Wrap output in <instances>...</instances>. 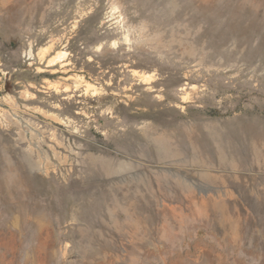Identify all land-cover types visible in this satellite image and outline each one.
I'll return each instance as SVG.
<instances>
[{
    "label": "rangeland",
    "instance_id": "obj_1",
    "mask_svg": "<svg viewBox=\"0 0 264 264\" xmlns=\"http://www.w3.org/2000/svg\"><path fill=\"white\" fill-rule=\"evenodd\" d=\"M0 141V264H264V0H0Z\"/></svg>",
    "mask_w": 264,
    "mask_h": 264
},
{
    "label": "bare ground",
    "instance_id": "obj_2",
    "mask_svg": "<svg viewBox=\"0 0 264 264\" xmlns=\"http://www.w3.org/2000/svg\"><path fill=\"white\" fill-rule=\"evenodd\" d=\"M212 137H214V139ZM225 137H227L226 134H223L222 132L217 131V132H213V134H212L211 137H210V135L208 136V135L205 134L201 138V139H203V141H207V144L209 145L208 147L211 150H215L214 153L216 154L215 155L216 156V160L221 165H224L225 164V161H224V159H220V157L221 156H224L225 154H228V152L231 149V148L229 149L230 140L229 139H225ZM214 140H215V144H213L214 142L213 143L211 142V141H214ZM173 141L175 142V139L161 137L160 139L154 140V144L156 145V147L158 149L162 150V152L171 154V155H173V156L176 157V156H178L180 154L181 147L180 146H177L176 144H174ZM191 148L194 149L195 158L197 160H199V161H207V159H206L207 153L206 152L202 153V151L205 150V148L203 146H191ZM232 155H231V160H232ZM171 158H172V156H171ZM228 158H229V156H228ZM234 161H235V159H234ZM0 163H2V162L0 161ZM3 167H4V165H3ZM2 169H4V168H2ZM107 198H109V197L106 196V199ZM108 204H109V202H108Z\"/></svg>",
    "mask_w": 264,
    "mask_h": 264
}]
</instances>
